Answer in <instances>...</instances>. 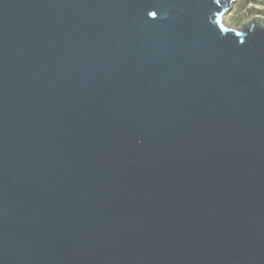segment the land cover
Here are the masks:
<instances>
[{"label":"water","instance_id":"1","mask_svg":"<svg viewBox=\"0 0 264 264\" xmlns=\"http://www.w3.org/2000/svg\"><path fill=\"white\" fill-rule=\"evenodd\" d=\"M235 1L0 0V264H264V17Z\"/></svg>","mask_w":264,"mask_h":264},{"label":"rangeland","instance_id":"2","mask_svg":"<svg viewBox=\"0 0 264 264\" xmlns=\"http://www.w3.org/2000/svg\"><path fill=\"white\" fill-rule=\"evenodd\" d=\"M234 5L232 10L223 16L222 22L231 28H238L243 21L252 17V15L249 10H246L245 8H234ZM243 15H245L246 17H244Z\"/></svg>","mask_w":264,"mask_h":264},{"label":"built area","instance_id":"3","mask_svg":"<svg viewBox=\"0 0 264 264\" xmlns=\"http://www.w3.org/2000/svg\"><path fill=\"white\" fill-rule=\"evenodd\" d=\"M245 9L249 10L252 16L264 17V0H253L245 5Z\"/></svg>","mask_w":264,"mask_h":264},{"label":"trees","instance_id":"4","mask_svg":"<svg viewBox=\"0 0 264 264\" xmlns=\"http://www.w3.org/2000/svg\"><path fill=\"white\" fill-rule=\"evenodd\" d=\"M253 0H237L235 5H234V8H238V9H241V8H245V5L249 2H251ZM244 17H246L245 15H243Z\"/></svg>","mask_w":264,"mask_h":264},{"label":"snow or ice","instance_id":"5","mask_svg":"<svg viewBox=\"0 0 264 264\" xmlns=\"http://www.w3.org/2000/svg\"><path fill=\"white\" fill-rule=\"evenodd\" d=\"M153 15H155V13H153Z\"/></svg>","mask_w":264,"mask_h":264}]
</instances>
